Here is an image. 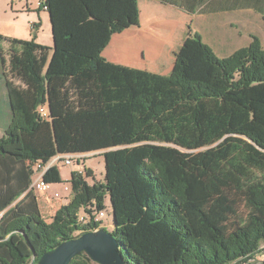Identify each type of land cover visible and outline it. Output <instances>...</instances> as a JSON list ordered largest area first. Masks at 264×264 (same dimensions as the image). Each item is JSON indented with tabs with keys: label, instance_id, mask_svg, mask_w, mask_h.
Returning <instances> with one entry per match:
<instances>
[{
	"label": "trees",
	"instance_id": "trees-1",
	"mask_svg": "<svg viewBox=\"0 0 264 264\" xmlns=\"http://www.w3.org/2000/svg\"><path fill=\"white\" fill-rule=\"evenodd\" d=\"M130 1L126 21L109 19L102 39L101 25L98 35L82 33L84 0H68L59 29L54 0H41L54 25L51 58L35 39L0 35V86L11 110L0 137V264H39L60 244L94 232L100 224L81 227L78 215L104 211L107 196L110 234L125 264H246L263 250L261 40L252 36L219 58L200 34H189L169 76L114 65L101 54L113 34L139 24L138 2ZM43 105L47 120L38 114ZM100 152L104 180L91 169L72 173V198L47 223L29 165ZM44 180L62 183L59 167ZM69 264L97 263L83 253Z\"/></svg>",
	"mask_w": 264,
	"mask_h": 264
},
{
	"label": "crops",
	"instance_id": "crops-1",
	"mask_svg": "<svg viewBox=\"0 0 264 264\" xmlns=\"http://www.w3.org/2000/svg\"><path fill=\"white\" fill-rule=\"evenodd\" d=\"M84 1L87 15L80 27L85 36L98 35L101 25L102 39L106 38L109 19L124 22L126 14L131 12L130 0ZM137 2L139 24H131L123 32L113 34L109 44L102 51V57L111 64L169 76L175 65L176 54L189 34H200L204 43L210 46L219 58L229 57L237 50L247 47L252 41V36L260 37V14L264 11V0ZM40 3L41 0H0V35L30 40L33 25L38 21L41 31L38 29L37 43L51 49V58L56 45L54 25L51 14L41 7ZM54 4L59 29L67 19L68 0H54ZM3 49L7 68V45H3ZM3 71L2 66L0 76ZM10 121L11 110L7 92L4 86H0V137L5 134ZM77 172L85 176L83 170ZM92 172L96 181V175L93 170ZM89 180L93 181V178L90 177L87 181ZM89 183L93 184L94 181Z\"/></svg>",
	"mask_w": 264,
	"mask_h": 264
},
{
	"label": "rangeland",
	"instance_id": "rangeland-1",
	"mask_svg": "<svg viewBox=\"0 0 264 264\" xmlns=\"http://www.w3.org/2000/svg\"><path fill=\"white\" fill-rule=\"evenodd\" d=\"M262 13H264V11ZM262 13L260 14V30L258 28L260 32V37L259 36L257 37L261 40L262 46L264 48V20H263ZM37 24H38V21H37ZM40 29H41V26L39 27V30ZM38 31L33 32L31 34V39H35L36 43L38 41L37 37L39 36ZM3 45H6V43H4ZM0 67L2 69L1 60H0ZM104 152L95 153L93 155H87L85 156V158H80L79 159L81 160L80 164H78L75 160L73 164L70 166H59L61 177H62V183L50 184L48 192L44 194L34 192L38 199V205H39L41 216L47 223L51 222L52 217L54 216L55 212L60 208V206L67 205L69 201L71 200L72 189L71 191L67 192L65 191L64 187L71 186L70 180H71L72 173L79 171V170H83V172H85V169L86 170L92 169L96 175V178H97L96 181L101 182L104 180L105 173H106L105 161L102 155ZM89 182L93 183L92 180H89ZM55 193H59L60 198H56ZM104 204H105L106 209L104 211L105 216L102 218L103 229L110 233L113 231V211H112L110 199L108 196L106 197ZM262 249H263L262 252H260L253 259H251L249 261V264H264V245Z\"/></svg>",
	"mask_w": 264,
	"mask_h": 264
},
{
	"label": "water",
	"instance_id": "water-1",
	"mask_svg": "<svg viewBox=\"0 0 264 264\" xmlns=\"http://www.w3.org/2000/svg\"><path fill=\"white\" fill-rule=\"evenodd\" d=\"M83 253L97 264H125L119 252L118 242L105 230L85 233L76 239L60 244L54 250L45 253L39 264H69Z\"/></svg>",
	"mask_w": 264,
	"mask_h": 264
},
{
	"label": "built area",
	"instance_id": "built-area-1",
	"mask_svg": "<svg viewBox=\"0 0 264 264\" xmlns=\"http://www.w3.org/2000/svg\"><path fill=\"white\" fill-rule=\"evenodd\" d=\"M45 9V8H44ZM38 114L43 120L49 118V111L47 105L40 106L38 108ZM74 157L72 155H58L50 160L49 163L45 164L41 161L33 162L29 165V170L32 174L31 176V186L30 190L36 193H47L50 187V184L46 183L44 176L49 168L53 166L61 165H71L73 163ZM65 191H71V186H65ZM56 198H60V194H55ZM105 211V210H104ZM104 211H97L95 207H90L86 210H81L78 215V224L81 227H89L94 223L101 224L100 227L95 229L96 231L103 226L102 218L105 216ZM246 264H249L246 263Z\"/></svg>",
	"mask_w": 264,
	"mask_h": 264
},
{
	"label": "bare ground",
	"instance_id": "bare-ground-1",
	"mask_svg": "<svg viewBox=\"0 0 264 264\" xmlns=\"http://www.w3.org/2000/svg\"><path fill=\"white\" fill-rule=\"evenodd\" d=\"M73 157H74V159H73V162L76 160V162L78 163V164H80V162H81V160H79L80 158H85V156H87V155H72ZM73 164V163H72ZM71 164V165H72ZM61 166H70V165H61ZM56 167H58V166H56ZM77 172V171H76ZM80 174H82V173H80ZM71 185V184H70ZM72 189V188H71ZM56 194V193H55ZM101 225V224H100ZM100 227V226H99ZM103 228V226L101 227V229H98L97 231H99V230H104V229H102ZM96 230L94 231V232H97Z\"/></svg>",
	"mask_w": 264,
	"mask_h": 264
}]
</instances>
